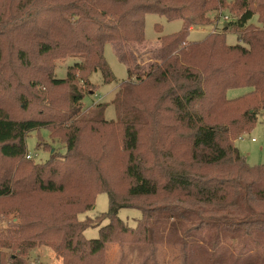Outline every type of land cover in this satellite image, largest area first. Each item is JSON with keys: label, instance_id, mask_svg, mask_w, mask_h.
Listing matches in <instances>:
<instances>
[{"label": "trees", "instance_id": "obj_1", "mask_svg": "<svg viewBox=\"0 0 264 264\" xmlns=\"http://www.w3.org/2000/svg\"><path fill=\"white\" fill-rule=\"evenodd\" d=\"M43 1L26 0L28 7L22 6L23 13L13 23L29 20L32 9ZM80 1L86 3L75 6L81 22L77 39L62 30L56 33L51 27L40 37L36 53L38 57L61 58L72 53L84 57L85 64L72 66L66 79L54 78L52 69L40 72L43 80L56 88L71 89L69 109L50 113L48 117L15 118L0 108V161L22 159L27 153L26 139L30 132L54 130L56 126L67 152L65 165L57 167L51 161L33 169V181L28 176L0 178V199L17 197L22 185L30 188V196L41 193L59 198L50 215L32 214L30 218L35 221L27 226H16L8 235L0 232L2 264H28V252L39 245L51 247L62 264H99L110 243L121 238L152 242L157 227H161L158 232L161 242L173 232L181 231L180 235L186 238L192 232L205 231L197 244L211 246L207 235L217 234L220 263L228 253L224 244L232 233L235 234L232 240L240 241L243 252H247L250 244L264 239V165L250 167L234 142L252 129L264 110V0H235L232 4L239 13L236 22L195 43L188 40L190 32L211 25L212 13L228 9L230 4L226 0H139L134 4V0H102L106 4L102 11L98 0ZM148 14L164 16L168 21L181 20L184 24L181 32L160 39L162 63L143 73L138 64H133L117 48V56L127 65L131 79L119 88L115 101L117 124L104 120L102 107L94 117L72 124L84 100L74 85L77 73L86 76L88 86H94L89 77L97 72L103 74L106 84L112 83L115 78L105 61V46L144 44ZM255 16L262 27L250 25ZM229 31L238 34V45H227ZM34 35L32 31L28 34ZM18 60L23 67H31L27 51L21 50ZM146 85L167 90L162 101L168 104L166 112L172 117L175 137L170 147L160 148L153 158L148 155L150 151H141L143 129L152 125V121L145 119V110L153 101L138 94ZM232 89L251 91L229 100L227 93ZM47 100L46 96L41 101ZM47 104L54 109L53 102ZM65 123L71 124L63 127ZM109 125H116L123 133L125 176L129 181L127 198L160 199V203L142 206L118 202L105 182L88 192L79 185L84 179L91 181L92 175L86 166L92 160L82 149L83 134L100 135ZM164 130L172 131L168 126ZM95 172H99L97 166ZM61 178L66 180H57ZM73 178L78 181L73 182ZM101 194L109 196V211L97 219L81 221L79 216L91 211ZM124 208L142 212L135 228L118 217ZM106 221L108 224L103 226ZM99 227L102 228L98 239L85 238L86 230ZM167 228L173 232L168 233ZM28 231L36 234L18 240V236ZM213 248L217 250L216 243ZM3 249L16 254L7 257Z\"/></svg>", "mask_w": 264, "mask_h": 264}, {"label": "rangeland", "instance_id": "obj_2", "mask_svg": "<svg viewBox=\"0 0 264 264\" xmlns=\"http://www.w3.org/2000/svg\"><path fill=\"white\" fill-rule=\"evenodd\" d=\"M99 1V9L102 11L106 4ZM139 0H134L133 4ZM229 5L227 10H220L212 13L210 19L213 21L207 27L194 28L189 35V42H202L213 32H222L229 23L236 22L239 17L238 11L234 8L235 0H226ZM86 1L80 0H44L37 8L32 9V16L25 22L13 23L20 17L22 6L28 7L26 0H0V108L4 109L15 118L27 117H48L50 113L58 110L67 111L70 106L69 96L71 89L68 86L55 87L44 81L41 73L43 70L52 69L56 79H66L69 69L76 63L85 64V59L80 53L68 54L65 57H38L37 46L41 36L54 27L56 33L61 30L66 32L70 38L77 39L80 32V23L76 16L75 6H82ZM221 14V15H220ZM225 18H228L226 20ZM93 20H98L95 18ZM108 24V21H105ZM250 25L262 27L257 16ZM97 29L95 23L90 25ZM184 29L183 21H168L164 16L148 14L145 18V43H112L105 46V61L112 71L115 80L106 84L101 72L94 73L89 77V82L94 86L86 85L85 75L77 73L74 85L84 96L81 102L80 113L73 121L89 119L94 117L104 108V120L117 124V110L115 101L121 91L120 86L129 79L128 67L120 61L117 56V48L122 50L133 64H138L141 72L145 73L155 64L162 63V48L160 39L177 34ZM32 31L34 37H29ZM226 42L228 46L238 45V34L227 32ZM21 50L29 53L31 67H23L18 54ZM135 81V78L133 79ZM251 89H232L227 93L229 100H236L249 93ZM166 89L157 88L153 85L143 86L139 91L141 98H149L151 102L146 105L145 119L152 121L143 129L142 152L148 153L151 158L160 150L171 146L174 136L172 130V117L166 112L167 103L162 101ZM48 97L46 103L41 100ZM129 97V101L131 102ZM53 102L54 109L48 107L47 103ZM26 104L27 107L24 105ZM47 104V105H46ZM53 104V105H54ZM155 106V107H154ZM206 107V104H204ZM157 109H161L160 112ZM70 123V124H71ZM63 124V127L70 125ZM164 126L170 127V133L164 130ZM32 131L26 139L27 153L16 161H0V178L28 176L33 181V169H39L53 161V165L59 167L65 165L67 157L66 146L62 139L59 126ZM123 133L116 125L108 126L100 135L90 133L83 134L82 149L88 153L92 161L86 166L92 172L91 181L84 179L79 185L83 191H91L96 185L106 183V186L114 193L116 201L126 202L132 205H146L150 202L160 203L159 199L129 200L127 189L129 181L125 176L126 155L122 150ZM39 146V149L37 148ZM234 146L240 154L246 158L250 167L264 165V110L260 111L257 122L242 136L237 138ZM93 165V166H92ZM99 172H95V167ZM65 181L66 179H57ZM73 182L78 179L73 178ZM30 188L22 185L19 188L17 197L0 199V232L8 235L10 230L16 226H27L35 221L30 218L32 214L52 213L51 208L58 204L59 198L56 195L32 194ZM110 209L109 196L101 194L97 197L94 208L79 216L81 221L86 218L95 219L98 215L107 213ZM118 217L129 227L135 228L142 218V212L137 209L124 208L119 211ZM97 219V218H96ZM98 220H95L96 224ZM108 222H103L106 226ZM102 226V227H103ZM101 227V228H102ZM99 228L88 229L84 236L88 240L99 238ZM161 227L156 228V237L152 242L134 241L131 238H121L108 245L106 252L100 258L99 264H264V239L255 241L249 245L248 251H244L240 241L234 239V233L227 238L223 263H220V240L217 234L210 233L208 239L212 241L211 246L200 244L199 239L205 235V231L192 232L188 237H182L181 231L174 233L167 228L171 236L163 242L160 241ZM36 232H26L18 236V240L29 238ZM212 239V240H211ZM220 239V238H219ZM217 244V250L213 248ZM200 244V245H199ZM2 252L11 257L16 252L3 249ZM28 264H62L53 249L47 245H39L30 250L26 256ZM3 256L0 252V264Z\"/></svg>", "mask_w": 264, "mask_h": 264}, {"label": "built area", "instance_id": "obj_3", "mask_svg": "<svg viewBox=\"0 0 264 264\" xmlns=\"http://www.w3.org/2000/svg\"><path fill=\"white\" fill-rule=\"evenodd\" d=\"M226 20H228V18H225Z\"/></svg>", "mask_w": 264, "mask_h": 264}]
</instances>
